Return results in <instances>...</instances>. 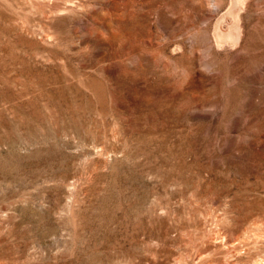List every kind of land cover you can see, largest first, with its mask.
<instances>
[{
	"label": "rangeland",
	"instance_id": "1",
	"mask_svg": "<svg viewBox=\"0 0 264 264\" xmlns=\"http://www.w3.org/2000/svg\"><path fill=\"white\" fill-rule=\"evenodd\" d=\"M0 264H264V0H0Z\"/></svg>",
	"mask_w": 264,
	"mask_h": 264
},
{
	"label": "bare ground",
	"instance_id": "2",
	"mask_svg": "<svg viewBox=\"0 0 264 264\" xmlns=\"http://www.w3.org/2000/svg\"><path fill=\"white\" fill-rule=\"evenodd\" d=\"M231 30L230 31H227V32H223V31H220L223 33V38L228 40V41H235V42H238L239 39H240V28L239 26L237 25V23H234V24H231ZM224 30V29H223ZM224 239V237H223ZM240 241V240H239ZM245 242V241H244ZM243 242V243H244ZM249 242V240H248ZM222 243V242H221ZM241 243V242H240ZM225 246V245H224ZM230 246V245H229ZM242 253V252H241ZM257 262V261H256Z\"/></svg>",
	"mask_w": 264,
	"mask_h": 264
}]
</instances>
